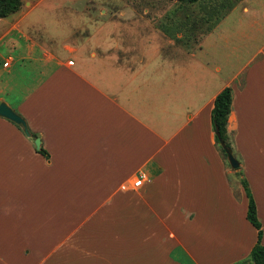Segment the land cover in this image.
Here are the masks:
<instances>
[{"label":"crops","instance_id":"crops-1","mask_svg":"<svg viewBox=\"0 0 264 264\" xmlns=\"http://www.w3.org/2000/svg\"><path fill=\"white\" fill-rule=\"evenodd\" d=\"M135 1L103 16L67 8L75 24L58 51L32 38L24 5L0 18V102L31 132L0 116V264L247 257L256 229L210 119L226 86L227 133L264 243V0L227 2L204 30L180 8Z\"/></svg>","mask_w":264,"mask_h":264},{"label":"rangeland","instance_id":"rangeland-1","mask_svg":"<svg viewBox=\"0 0 264 264\" xmlns=\"http://www.w3.org/2000/svg\"><path fill=\"white\" fill-rule=\"evenodd\" d=\"M23 1V0H22ZM36 1V0H29ZM38 1V0H37ZM120 0H40L34 4L31 8H28L27 5L22 6L21 11H28L27 17L23 20V25L34 24V30H37L36 34H31L32 38L36 39V41L40 45H45L49 48H52L53 51L61 50V44L66 41L69 42L70 39H66L67 32L72 29L73 24H75L72 19V13H66V9L70 8V10H74L75 6H88L90 11L93 13H98V16L104 15V10L106 15L113 11L115 5L119 4ZM232 0H199L195 3H185L176 0H139L133 2V4L141 10L143 7L153 6V7H163L168 6L169 10H173L175 8H180L179 10L185 11L187 14H190L188 17L192 16V18H187L186 22L190 23L195 21V24L199 22L201 24L200 27L204 30L205 27H208L213 21L217 14H220L221 5L224 2H229ZM168 2V3H167ZM24 3V1H23ZM29 5V3H27ZM53 7V9H51ZM66 7V8H65ZM73 7V9L71 8ZM87 7V8H88ZM29 9V10H28ZM214 9V11L212 10ZM217 9V11H216ZM103 11V12H102ZM223 11V10H221ZM103 13V14H102ZM83 14H80V20L82 21V27L89 26V23H86L85 16L82 17ZM77 18V16H76ZM102 20L103 27H109L113 23L112 18H108ZM43 26V27H42ZM80 26V24H79ZM91 26V25H90ZM89 26V27H90ZM31 30V29H29ZM41 34V35H39ZM35 35V36H34ZM26 42V41H25ZM24 43L23 40L20 42ZM64 53V50H63ZM65 54V53H64ZM230 149L239 162V154L235 152L234 147L232 146V139H229ZM226 165H227V173L230 178L231 186L234 188L235 197L239 198V192L237 189L241 187V178L242 172L240 171V162L237 168H233L228 161L227 155L225 156ZM72 263L70 260H43L41 264H66Z\"/></svg>","mask_w":264,"mask_h":264},{"label":"trees","instance_id":"trees-1","mask_svg":"<svg viewBox=\"0 0 264 264\" xmlns=\"http://www.w3.org/2000/svg\"><path fill=\"white\" fill-rule=\"evenodd\" d=\"M185 3H195L199 0H178ZM23 4L22 0H0V18L6 17L17 12ZM230 4L224 2L221 5V10L225 9ZM214 11V9H212ZM217 11V9H216ZM219 13L217 14L218 17ZM232 104V89L230 86L224 87L218 92L213 101V106L210 112L211 125L215 134V141L223 155L226 156L225 150L220 145V140H223L227 147H230L229 136L227 133V118L231 110ZM35 137L36 135L33 134ZM40 153L48 157L47 151L41 147L38 150ZM241 185L247 197L246 219L256 229L257 239L252 246L247 257L233 262L231 264H264V243L261 242L262 224L257 215L256 203L250 190L249 184L245 177L241 178Z\"/></svg>","mask_w":264,"mask_h":264},{"label":"water","instance_id":"water-1","mask_svg":"<svg viewBox=\"0 0 264 264\" xmlns=\"http://www.w3.org/2000/svg\"><path fill=\"white\" fill-rule=\"evenodd\" d=\"M0 116H3L7 119H10L11 121L21 125L23 127L24 133L27 136H31V132L29 131L26 121L24 118L19 115L16 111H14L9 105H7L5 102H0ZM34 145L37 149L40 148V139L36 137L34 139ZM220 145L225 150V153L227 155L228 161L230 162L231 167L237 168L239 166V162L233 155L231 149L227 147L223 140H220Z\"/></svg>","mask_w":264,"mask_h":264},{"label":"built area","instance_id":"built-area-1","mask_svg":"<svg viewBox=\"0 0 264 264\" xmlns=\"http://www.w3.org/2000/svg\"><path fill=\"white\" fill-rule=\"evenodd\" d=\"M4 64L7 65V64H8V61L5 62ZM140 184H141V178H139L138 180H136V181L134 182V185H135V186H139Z\"/></svg>","mask_w":264,"mask_h":264}]
</instances>
